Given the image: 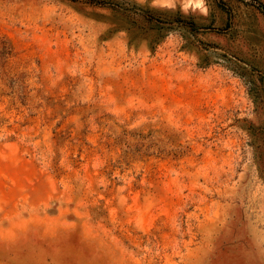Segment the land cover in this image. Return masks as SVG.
<instances>
[{"label":"rangeland","instance_id":"374dc122","mask_svg":"<svg viewBox=\"0 0 264 264\" xmlns=\"http://www.w3.org/2000/svg\"><path fill=\"white\" fill-rule=\"evenodd\" d=\"M207 2L0 0V264H264V0Z\"/></svg>","mask_w":264,"mask_h":264},{"label":"clouds","instance_id":"9594fccd","mask_svg":"<svg viewBox=\"0 0 264 264\" xmlns=\"http://www.w3.org/2000/svg\"><path fill=\"white\" fill-rule=\"evenodd\" d=\"M137 2L142 7L146 5L158 11L175 13L179 10L184 17L207 18L210 14L207 0H137ZM179 35V31L169 33L170 37Z\"/></svg>","mask_w":264,"mask_h":264}]
</instances>
